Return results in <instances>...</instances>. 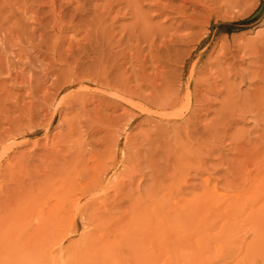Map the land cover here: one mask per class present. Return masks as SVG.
<instances>
[{
    "label": "rangeland",
    "instance_id": "1",
    "mask_svg": "<svg viewBox=\"0 0 264 264\" xmlns=\"http://www.w3.org/2000/svg\"><path fill=\"white\" fill-rule=\"evenodd\" d=\"M46 187L62 264H264V0H0V217Z\"/></svg>",
    "mask_w": 264,
    "mask_h": 264
},
{
    "label": "bare ground",
    "instance_id": "2",
    "mask_svg": "<svg viewBox=\"0 0 264 264\" xmlns=\"http://www.w3.org/2000/svg\"><path fill=\"white\" fill-rule=\"evenodd\" d=\"M197 65L191 70V81L196 75ZM189 83V88L193 85ZM45 186H49L46 184ZM44 193L36 196L31 192L23 202H17L7 207L6 214L0 217V258L6 255V252H15L17 246L23 244L27 252L34 254L39 259L40 264H62L63 254L68 251L62 246L56 249L53 246L54 230L59 226L58 220L53 216V211L49 206L48 199L45 197L49 193L46 187ZM212 197L213 193H208L202 197ZM30 219L39 221L37 226L32 224ZM20 233L21 239H16L10 243L8 236L4 238L5 233ZM8 250V251H7Z\"/></svg>",
    "mask_w": 264,
    "mask_h": 264
}]
</instances>
